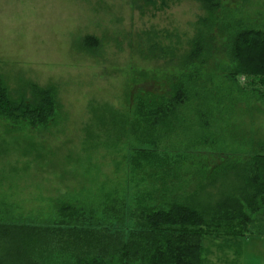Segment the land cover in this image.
Here are the masks:
<instances>
[{
    "label": "rangeland",
    "instance_id": "374dc122",
    "mask_svg": "<svg viewBox=\"0 0 264 264\" xmlns=\"http://www.w3.org/2000/svg\"><path fill=\"white\" fill-rule=\"evenodd\" d=\"M221 5L238 9L254 25L264 21V0ZM204 15L194 0H0L2 85L12 100L31 102L32 87L49 89L58 107L47 128L0 121V199L13 205L15 218L47 217L60 199L94 192L100 183L118 190L127 184L128 159L137 146L132 138L117 146L108 141V135L114 139L110 113L128 111L138 93L167 92L178 70L158 59L151 43L186 50ZM227 63L223 53L212 56L201 67L202 78L215 75L220 83ZM236 83L264 94V78L239 76ZM228 125L221 126L224 152L191 148L180 164L174 189L186 197L195 192L198 205L249 192L247 155L264 154V100H240ZM171 140L182 150L188 147L183 136ZM143 174L147 182L140 189L155 186L150 171ZM126 188L130 203L137 188ZM255 218L264 224V215ZM239 223L243 233L234 240L222 245L227 238L217 234L204 242L205 264H264V240L249 237L252 220Z\"/></svg>",
    "mask_w": 264,
    "mask_h": 264
},
{
    "label": "trees",
    "instance_id": "16d2710c",
    "mask_svg": "<svg viewBox=\"0 0 264 264\" xmlns=\"http://www.w3.org/2000/svg\"><path fill=\"white\" fill-rule=\"evenodd\" d=\"M194 1L205 15L186 50L151 43L154 55L178 70L167 92L138 93L128 111L110 113L114 139L108 135V141L117 146L132 138L137 146L128 159L127 184L118 190L100 183L94 192L90 188L60 199L55 213L32 221L15 218L13 205L0 199V264H205L204 242L219 234L227 238L223 245L241 236L235 222L247 225L252 220L249 237L264 236V224L253 219L264 215L257 213L264 209L261 152L248 153L249 192L240 191L238 197L198 205L195 192L186 197L174 189L187 150L224 152L227 141L221 126H229L236 103L264 100L260 91L236 83L239 76L264 78V21L249 23L238 9L223 7L221 0ZM221 53L229 63L220 69V83L214 74L203 79L201 67ZM31 91L32 102L12 100L0 80V121L31 129L53 123L58 107L51 91L36 86ZM175 134L189 141L186 149L171 140ZM144 170L150 171L155 186L140 189L147 182ZM129 184L137 188L130 203Z\"/></svg>",
    "mask_w": 264,
    "mask_h": 264
},
{
    "label": "bare ground",
    "instance_id": "6f19581e",
    "mask_svg": "<svg viewBox=\"0 0 264 264\" xmlns=\"http://www.w3.org/2000/svg\"><path fill=\"white\" fill-rule=\"evenodd\" d=\"M244 34H246V33H244ZM244 34H243V35H244ZM240 36H241V35H240ZM244 38H245V37H244ZM228 202H229V201H228ZM232 205H233V204H232ZM235 205H236V204H235ZM248 206H249V205H248ZM232 207H234V206H232ZM182 208H183V207H182ZM224 208H225V207H224ZM229 209H230V208H229ZM225 210H226V208H225ZM225 210H224V211H225ZM183 211H184V210H183ZM187 213H188V212H187ZM196 213H197V212H196ZM182 214H183V213H182ZM214 214H215V213H214ZM199 215H200V214H199ZM191 216H192V215H191ZM192 217H193V216H192ZM226 218H227V217H226ZM191 220H192V218H191ZM185 221H186V220H185ZM187 221H188V220H187ZM186 224H187V223H186ZM196 236H197V235H196ZM177 254H178V253H177Z\"/></svg>",
    "mask_w": 264,
    "mask_h": 264
},
{
    "label": "crops",
    "instance_id": "0c3cea01",
    "mask_svg": "<svg viewBox=\"0 0 264 264\" xmlns=\"http://www.w3.org/2000/svg\"><path fill=\"white\" fill-rule=\"evenodd\" d=\"M257 239H261V240H264V236H261V237H255ZM206 248V247H205Z\"/></svg>",
    "mask_w": 264,
    "mask_h": 264
}]
</instances>
